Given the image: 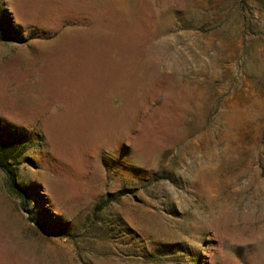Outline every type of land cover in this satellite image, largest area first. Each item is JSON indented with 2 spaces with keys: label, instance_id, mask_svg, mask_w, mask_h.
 Returning <instances> with one entry per match:
<instances>
[{
  "label": "rangeland",
  "instance_id": "1",
  "mask_svg": "<svg viewBox=\"0 0 264 264\" xmlns=\"http://www.w3.org/2000/svg\"><path fill=\"white\" fill-rule=\"evenodd\" d=\"M6 21L26 198L0 169V264H264V0H0Z\"/></svg>",
  "mask_w": 264,
  "mask_h": 264
},
{
  "label": "trees",
  "instance_id": "2",
  "mask_svg": "<svg viewBox=\"0 0 264 264\" xmlns=\"http://www.w3.org/2000/svg\"><path fill=\"white\" fill-rule=\"evenodd\" d=\"M17 27L11 21H6L0 25V38H9L15 40L16 36L19 35V31H17ZM18 33V34H17ZM10 145H7L6 141H0V169H2L7 178L8 182V189L11 190H17V193H19L23 198H26V192L21 189H16V179H15V161L17 157L20 156L23 149L16 152V149L14 147H9ZM8 147V149H7ZM11 152V156L7 157L6 154Z\"/></svg>",
  "mask_w": 264,
  "mask_h": 264
}]
</instances>
